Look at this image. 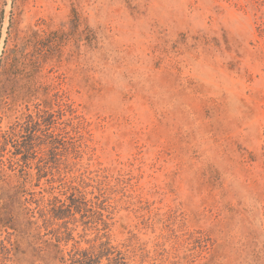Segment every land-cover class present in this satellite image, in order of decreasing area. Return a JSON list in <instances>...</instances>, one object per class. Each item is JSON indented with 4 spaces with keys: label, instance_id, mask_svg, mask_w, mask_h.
I'll use <instances>...</instances> for the list:
<instances>
[{
    "label": "rangeland",
    "instance_id": "374dc122",
    "mask_svg": "<svg viewBox=\"0 0 264 264\" xmlns=\"http://www.w3.org/2000/svg\"><path fill=\"white\" fill-rule=\"evenodd\" d=\"M118 257L264 264V0H0V264Z\"/></svg>",
    "mask_w": 264,
    "mask_h": 264
},
{
    "label": "trees",
    "instance_id": "16d2710c",
    "mask_svg": "<svg viewBox=\"0 0 264 264\" xmlns=\"http://www.w3.org/2000/svg\"><path fill=\"white\" fill-rule=\"evenodd\" d=\"M56 217V216H55ZM117 264H124V262H122V261H120V259H119V257L117 258ZM88 261L89 262H87V263H89V264H93L94 262H96V261H94V259L93 258H91V259H88ZM80 264H81V262H80Z\"/></svg>",
    "mask_w": 264,
    "mask_h": 264
}]
</instances>
